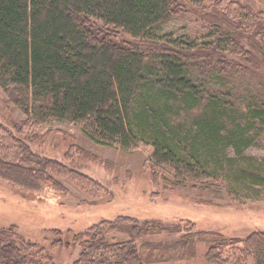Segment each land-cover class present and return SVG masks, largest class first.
<instances>
[{
    "label": "trees",
    "instance_id": "1",
    "mask_svg": "<svg viewBox=\"0 0 264 264\" xmlns=\"http://www.w3.org/2000/svg\"><path fill=\"white\" fill-rule=\"evenodd\" d=\"M182 1L0 0V86L32 123L70 122L104 146L150 147L152 164L180 184L259 200L264 158L246 151L264 139V99L240 93L237 76H264V10L250 6L241 23L216 13L213 33L197 40L164 30ZM112 31L133 41L115 43ZM2 142L1 178L33 192L60 188L58 162ZM160 229L119 217L67 232L81 247L75 264H164L169 251L152 241ZM183 242L173 250L185 258L203 243L209 264H229L230 251L231 264H264L262 232L241 240L194 231ZM43 255L0 230V264H48Z\"/></svg>",
    "mask_w": 264,
    "mask_h": 264
},
{
    "label": "rangeland",
    "instance_id": "2",
    "mask_svg": "<svg viewBox=\"0 0 264 264\" xmlns=\"http://www.w3.org/2000/svg\"><path fill=\"white\" fill-rule=\"evenodd\" d=\"M179 6L178 14L165 23V32L197 40L213 33L216 13L230 23H241L250 6L257 12L264 10L262 0H184ZM110 37L121 45L133 41L120 31ZM237 77L240 93L251 91L264 99V76ZM0 138L1 146L14 142L20 150L58 162L63 169V174L55 176L60 188L49 184L39 192L0 177V230L13 229L44 254L48 264L78 261L81 247L68 237L73 232L67 231L78 234L119 217L161 228L150 239L169 251L164 264H209L203 243L197 245L192 259L173 250L194 231L241 240L253 232L264 233V193L259 200H243L220 186L180 184L171 168L152 164L150 147L104 146L91 140L81 125L70 122L32 123L17 104L16 94L1 86ZM246 154L264 158V139ZM230 252L226 255L229 264L234 261ZM248 264L256 263L249 260Z\"/></svg>",
    "mask_w": 264,
    "mask_h": 264
}]
</instances>
